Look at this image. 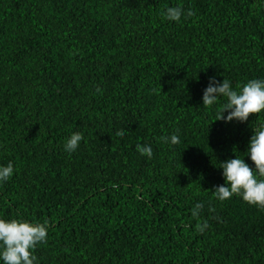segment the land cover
Wrapping results in <instances>:
<instances>
[{"label": "trees", "instance_id": "1", "mask_svg": "<svg viewBox=\"0 0 264 264\" xmlns=\"http://www.w3.org/2000/svg\"><path fill=\"white\" fill-rule=\"evenodd\" d=\"M210 78L264 79V0H0V219L50 222L37 264H264V210L212 191L264 110L215 121Z\"/></svg>", "mask_w": 264, "mask_h": 264}, {"label": "clouds", "instance_id": "2", "mask_svg": "<svg viewBox=\"0 0 264 264\" xmlns=\"http://www.w3.org/2000/svg\"><path fill=\"white\" fill-rule=\"evenodd\" d=\"M195 13L188 9L187 12L181 6L166 7L162 10L161 16L173 22H180L182 17H192ZM234 90L231 82L224 79L223 82L210 78L209 84L203 92L202 101L205 108L218 103L221 97L225 98L224 103L217 109L216 120L231 122H246L251 114H258L264 110V79H250L243 85L238 84ZM97 91H100L97 89ZM227 112L225 116L224 113ZM253 135L250 138L246 156L253 162L250 167L244 158L228 159L220 163L224 185L214 188L213 195L219 201L239 196L250 206L264 210V124L253 128ZM123 136L124 132L116 133ZM165 143L176 145L180 143L176 134L162 136ZM83 134L73 132L65 141V151L71 153L76 151ZM137 152L149 159L153 155L150 145L136 146ZM15 171L12 162L6 166L0 165V183L11 179ZM113 187H117L113 185ZM202 205L199 203L192 209V216H199ZM51 227L48 220L41 222H30L24 219H0V261L3 264H37V256L34 254L38 245L46 244L48 230ZM207 223L196 224V231L203 233Z\"/></svg>", "mask_w": 264, "mask_h": 264}]
</instances>
